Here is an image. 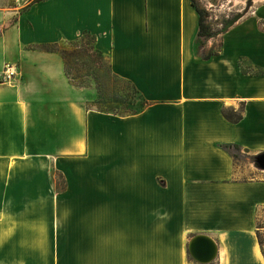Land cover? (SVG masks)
<instances>
[{"label":"crops","instance_id":"0c3cea01","mask_svg":"<svg viewBox=\"0 0 264 264\" xmlns=\"http://www.w3.org/2000/svg\"><path fill=\"white\" fill-rule=\"evenodd\" d=\"M254 15L212 37L206 48L222 51L203 60L191 0L0 9V264H264V170L255 160L260 174L239 176L221 146L264 153V14ZM84 32L143 94L141 111H100L59 53L35 48ZM6 64L13 82L1 79ZM202 233L218 245L210 263L189 253Z\"/></svg>","mask_w":264,"mask_h":264},{"label":"rangeland","instance_id":"374dc122","mask_svg":"<svg viewBox=\"0 0 264 264\" xmlns=\"http://www.w3.org/2000/svg\"><path fill=\"white\" fill-rule=\"evenodd\" d=\"M201 7L207 8L212 6L214 11H208V15L215 18H219V27L212 26L215 31L221 32L224 25L230 27L234 22L241 18H249L253 16V12H257L254 16L264 14V1L262 0H197ZM15 5V0H0V9H9ZM220 10V11H219ZM214 13V14H213ZM216 20V19H215ZM218 21V20H216ZM213 23V21L211 22ZM1 32V30H0ZM218 36V34H217ZM216 36V37H217ZM84 42H89L92 46L91 38L86 35H81ZM221 48V41H217L211 48L207 47L208 51H217ZM93 53L95 52L92 50ZM93 60L89 62H82L81 60H71L69 63V69L71 72H77L80 77L76 79L77 83L87 85L86 87H92L97 90L98 98L100 100V106L103 110L116 111V112H134L144 108V102L137 93L132 84L125 79H122L114 75L110 61L106 56H100L96 52L94 53ZM87 59V58H86ZM244 64H248L246 61ZM93 68V69H92ZM92 70L97 72L96 79L93 77ZM260 71V69H256ZM2 79V77H1ZM88 106L92 107V103H88ZM98 108V106H95ZM124 114V113H123ZM255 158H251L243 153V155L237 159L238 165H241L239 174L241 177H249L254 175L255 172L260 174V171L255 169ZM252 172H250L249 171ZM60 177V181H61ZM72 215V214H71ZM78 222L80 221L77 220ZM69 226L75 225L74 218L69 219ZM258 226L260 230L261 239L264 247V208L259 209Z\"/></svg>","mask_w":264,"mask_h":264},{"label":"trees","instance_id":"16d2710c","mask_svg":"<svg viewBox=\"0 0 264 264\" xmlns=\"http://www.w3.org/2000/svg\"><path fill=\"white\" fill-rule=\"evenodd\" d=\"M34 1H40V0H34ZM193 7L196 9V11L199 14V27H198V32L197 35L195 37L194 40V45H193V50L195 55L198 58H201L203 60H209L211 59L214 55L219 54L222 51V46L219 50L217 51H208L206 48L207 42L214 36H216L218 33H222L228 30V26L224 25L223 29L221 30V32H217L215 30H213L211 24L208 22V11L201 7L199 2L197 0H191ZM83 35L88 36L89 38H91L92 42V46L90 45L89 42H84V40L82 38H78L76 40H71V41H63V42H55V43H43V44H38L35 45V48H39V49H43L45 51H52V52H57L59 53L64 61H65V66H66V72L69 76V78L77 85L80 86H87L84 84H80L76 82V79L78 77H80V74L77 72H71L69 69V63L70 61L73 60H81L82 62H89L88 60H93L92 58L94 57V53L96 52L98 55L100 56H105L103 54V52H101L95 44V36L91 35L89 32H84ZM94 50L95 52L93 53ZM87 58V59H86ZM111 65V63H110ZM93 69V68H92ZM112 69V66H111ZM113 71V69H112ZM114 75L125 79L119 75H117L114 71H113ZM92 74L93 77H95L98 75L97 72L94 70H92ZM127 80V79H125ZM134 90L139 93V95L141 96L143 102H144V106H146V104L148 103V101L144 98L143 94L140 93V91L136 88V86L130 81L128 80ZM94 106H98L97 109H99L100 111H104V112H110V113H114L117 115H128V114H135L138 113L139 111H134V112H116V111H109V110H103L100 106V100H96L93 103ZM225 116L231 120V121H239L242 118V113H235V112H228L227 110L224 111ZM221 146L227 150L234 158L235 160L240 158L243 155V148L240 144L237 143H224L221 144ZM246 152H248V150H245ZM260 227V226H259ZM258 238H259V242L261 244L262 247V251L264 253V247H263V242L261 239V235H260V230H258Z\"/></svg>","mask_w":264,"mask_h":264},{"label":"water","instance_id":"95a60500","mask_svg":"<svg viewBox=\"0 0 264 264\" xmlns=\"http://www.w3.org/2000/svg\"><path fill=\"white\" fill-rule=\"evenodd\" d=\"M257 166L264 170V153L257 155ZM189 253L201 263L214 261L218 254L217 242L208 234H197L189 242Z\"/></svg>","mask_w":264,"mask_h":264},{"label":"built area","instance_id":"2783aa9c","mask_svg":"<svg viewBox=\"0 0 264 264\" xmlns=\"http://www.w3.org/2000/svg\"><path fill=\"white\" fill-rule=\"evenodd\" d=\"M17 76V69L11 64H6L2 72V81L13 82L17 78Z\"/></svg>","mask_w":264,"mask_h":264}]
</instances>
